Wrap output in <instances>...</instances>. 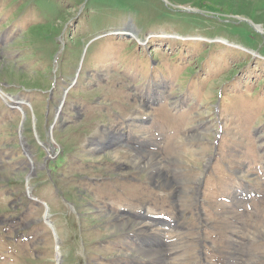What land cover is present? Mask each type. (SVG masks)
Segmentation results:
<instances>
[{
    "label": "rangeland",
    "instance_id": "1",
    "mask_svg": "<svg viewBox=\"0 0 264 264\" xmlns=\"http://www.w3.org/2000/svg\"><path fill=\"white\" fill-rule=\"evenodd\" d=\"M128 23L140 38H178L147 51L110 33ZM148 78L170 96L157 125L180 123L168 147L87 148L115 122L75 118L80 102L106 87L111 99L102 80L140 96ZM0 88L28 104L22 116L0 97V264H264V0H0ZM240 179L259 187L242 202ZM156 234L161 244L147 247Z\"/></svg>",
    "mask_w": 264,
    "mask_h": 264
},
{
    "label": "bare ground",
    "instance_id": "2",
    "mask_svg": "<svg viewBox=\"0 0 264 264\" xmlns=\"http://www.w3.org/2000/svg\"><path fill=\"white\" fill-rule=\"evenodd\" d=\"M120 31L119 30H116V33H119ZM125 32H127L129 35H131V36H135L136 35V33L137 32H135L134 31V28L130 25V24H128L127 26H126V29H125ZM156 35H161V34H156ZM143 43H144V41H142ZM11 102L12 103H15L16 101H14V100H12V101H10V100H7V104H10L11 105ZM17 103V102H16ZM15 103V104H16ZM20 104V103H19ZM21 104H22V102H21ZM18 105V104H17ZM18 107H20V106H18ZM21 108V107H20ZM136 153H138V152H136ZM136 159H138V161H139V163L140 164H145V165H150V167L151 166H154V164H156V162H157V159L154 157V156H151V157H149V159L147 160V158H145V157H143L142 155H136ZM131 160V159H130ZM137 163V162H136ZM175 164V163H174ZM160 165V164H159ZM155 167V166H154ZM32 168V167H31ZM157 169V168H156ZM158 170V169H157ZM151 171V170H150ZM159 173V172H158ZM159 175V174H158ZM167 180V179H166ZM162 184H163V182H162ZM171 184L170 183H164L162 186L164 187V188H169L170 190H172V189H174V187H172V186H170ZM176 196H177V194H176ZM49 214H46L45 215V218H44V220L46 221V222H48L49 223V221H48V216ZM155 218V217H154ZM123 226L124 228L123 229H125V227H126V230H128V228H127V225H128V223H126V222H123V223H121L120 224V226ZM136 230V229H135ZM145 229H143L142 227L141 228H137V232L141 235L142 233H143V231H144ZM143 235V234H142ZM152 250H157V249H152ZM152 253V251H150L149 252V255H147V256H155L154 258H156V257H158V254L160 253V252H158V253H155V254H151ZM162 256V255H161ZM59 257V255L57 254V258ZM161 258V257H160ZM160 258H158V260L160 259ZM163 260V259H162ZM160 262V261H159Z\"/></svg>",
    "mask_w": 264,
    "mask_h": 264
},
{
    "label": "crops",
    "instance_id": "3",
    "mask_svg": "<svg viewBox=\"0 0 264 264\" xmlns=\"http://www.w3.org/2000/svg\"><path fill=\"white\" fill-rule=\"evenodd\" d=\"M155 157V156H154ZM156 158V157H155ZM157 159V158H156Z\"/></svg>",
    "mask_w": 264,
    "mask_h": 264
}]
</instances>
